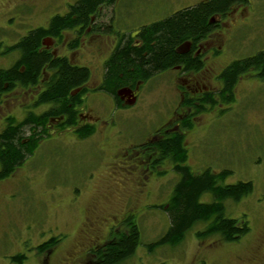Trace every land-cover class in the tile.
<instances>
[{
    "label": "rangeland",
    "instance_id": "obj_1",
    "mask_svg": "<svg viewBox=\"0 0 264 264\" xmlns=\"http://www.w3.org/2000/svg\"><path fill=\"white\" fill-rule=\"evenodd\" d=\"M75 1H67L64 8L57 2L47 6L49 0H36L38 9H47L45 14L32 15L34 11L29 16L25 12L22 15L16 13L7 18L10 24L7 20H0V68H9L18 58V52L5 50L29 30L46 27L48 23L44 24L43 20L49 21L55 15L64 14L68 5ZM204 1L116 0L111 7L101 8L103 21L107 22L110 18L112 26L111 33H102V36H107V40L81 45L75 55L78 64L68 61L73 66L88 68L90 77L92 71L96 75L101 71L102 77L104 63L120 36L134 35L143 26ZM249 1V8L240 5L232 7L222 18L223 31L211 36L203 45L224 50L220 54L223 59L220 64L228 61L230 64L257 52L264 53V0ZM6 6L7 0H0V9L6 11ZM10 12L8 9L4 15ZM229 36L232 38L231 43L227 41ZM113 42V48L102 59L101 56L109 51ZM57 56L68 58L66 55ZM217 64L212 63L211 66L215 68ZM167 72L173 71L159 74L145 86L140 85L138 92H141V96L133 106L117 109L110 97L89 89L83 98L84 105L88 99L89 102L97 100V107L91 108L92 114L102 117V120L108 119L109 132L100 124L97 133L92 136L94 141L80 140L71 130H66V137L63 136L61 140L50 133L49 138L40 143L14 177L0 181V264H17L11 261L17 255H25L22 264H83L87 260L88 235L92 241L101 240L107 234V223L113 221L110 220L112 214L120 219L125 207L127 209L133 205L136 210L144 209L137 222L140 244L134 254L121 264H263L264 234L260 230L262 222L259 220L257 200L260 196L264 197V84L260 90H253L246 98L231 105L232 110L221 114V108L216 116L213 114L215 109L197 116V130L186 137L189 152L185 165L193 174L207 168L213 173L227 170L231 174L225 179L224 185L237 182H251L253 185L252 193L240 202L226 203L227 218L239 219L244 216L248 222L249 231L239 244L225 243L215 236L198 241L195 232L202 228L197 226L177 246L158 247L149 251L148 246L168 229L167 217L158 206L170 199L176 176L172 172L159 176L158 173L165 172V164H149L151 171L148 169V172L154 171L152 173L158 175V181L149 176L143 184L146 173L140 159H128L130 155H123L121 151H113L109 156L118 159L116 163L123 161L120 165L126 166L128 173L119 175V169L116 170V166L110 162H105L107 167L97 171L100 161L105 158L104 153L112 146L124 147L129 152L148 158L149 154L143 149L147 143L143 140L145 135L155 131L170 114L179 110L177 89L180 92L179 84L183 83ZM96 75L92 78L93 83L98 80ZM198 81H202L203 88L216 87L211 74L206 73ZM187 83L185 80L184 84ZM41 84L42 81L39 92L44 89V84ZM245 85L243 80L237 86V97L244 96L247 89ZM33 104L34 99L7 117L20 121L29 110L41 114L50 107ZM27 107L29 110H26ZM7 117L0 120V130L4 128ZM110 132L112 139L105 140V144L95 141L108 137ZM94 174L95 177L91 179ZM158 182L162 185L159 186ZM201 200L210 202L212 198L204 195ZM97 208L104 211V217ZM94 210L96 217L92 216ZM88 213L92 218L99 219L91 228H88ZM134 218L137 220L136 216ZM51 238L60 241L49 253L38 254L36 248Z\"/></svg>",
    "mask_w": 264,
    "mask_h": 264
},
{
    "label": "trees",
    "instance_id": "obj_2",
    "mask_svg": "<svg viewBox=\"0 0 264 264\" xmlns=\"http://www.w3.org/2000/svg\"><path fill=\"white\" fill-rule=\"evenodd\" d=\"M116 0H78L65 16L52 18L47 29H34L22 37L11 50L18 51L19 58L8 69L0 70V93L16 84L21 86L37 83L43 68L48 67L53 76L41 94L38 104H52L54 107L42 115L30 113L17 122L10 118L0 132V180L7 178L15 168L22 166L38 148L40 141L49 137L46 128L48 121L64 115L69 123L74 116L73 102H79L78 95L71 96L88 79L85 68L70 67L64 60L54 59L40 52L44 38H57L60 33L76 27L85 29L91 17L97 16L101 8L111 7ZM246 0H206L196 5L180 9L169 17L143 26L135 38L122 35L116 47L104 64L103 88L105 93L115 96L118 89L146 82L169 68L179 64L184 57L179 56L178 48L186 41L193 43L204 38L215 26L217 18L225 15L232 7L243 5ZM106 33L112 32L109 23ZM257 55L256 60H261ZM249 63L235 62L225 74V86L233 84L236 73L242 72ZM242 64V67L240 66ZM223 100L229 101L230 98ZM88 135V134H87ZM82 135V136H87ZM163 158L171 157L173 171L179 180L165 206L159 207L169 222L164 235L148 246L149 251L158 247H175L194 227L198 241L218 237L222 242L233 243L248 231L245 218L226 217V203H237L253 191L251 182H237L224 185L231 174L223 170L213 173L209 169L200 176H194L185 167L186 156L182 150V139L177 136L170 141L159 142L156 146ZM204 195H210V202H202ZM60 240L51 238L40 244L36 251L44 254ZM140 244V230L135 222L128 221L123 230L110 237L102 250L93 253L94 264H121L130 258ZM25 255L11 258L22 264Z\"/></svg>",
    "mask_w": 264,
    "mask_h": 264
},
{
    "label": "flooded vegetation",
    "instance_id": "obj_3",
    "mask_svg": "<svg viewBox=\"0 0 264 264\" xmlns=\"http://www.w3.org/2000/svg\"><path fill=\"white\" fill-rule=\"evenodd\" d=\"M67 1H71V0H49V3L47 4V6H49L51 3L57 2L58 4L59 3L62 4L64 7ZM77 1L78 0H76L74 3L68 5V8L64 14L55 15V16L51 17L50 20L56 16L63 17L66 14H68L70 12V7L73 6ZM35 2H36V0H7L6 11L9 9V11H11L10 12L11 14H8L6 16V15H4L6 13V11H3L2 9H0V20H3V21L7 20V22H9V24H10V20H8L7 18H9V17L11 18L12 15L16 14V13H20V14L23 13L24 14V12H25L26 15L29 16L30 14H32V11H34V14H32V15H35V13H37L38 15L45 14V11L47 9L44 7H43L44 9H38ZM249 2H250L249 0H246V3L243 5H240V6H247ZM237 6H239V5H237ZM226 14L217 18L214 28L204 38L199 39V40L195 41L194 43L190 40L184 42L178 48L179 56L184 57L183 61L180 62L179 64L169 68L168 70H166V71L172 70L173 72H167V73H171L172 75H174L175 79H179V82L183 83V84H179V86H181L180 92L177 89V93H178L177 96H179V100H178L179 110L170 114L169 117L166 119V121L161 124L162 126L160 125L161 127L159 126L155 131H152V133H148L145 135L143 140L147 141V143H145V145L143 146V149L145 150V152H147L149 154L148 158L143 157L139 153L129 152L128 150L124 149V147H118L117 146L116 148H112L113 147L112 146V147L107 149L106 153H104L105 158H103V160L100 161V165H99V168L97 169V171H101V168L104 169L107 167L105 165V162H110V163H112V165L116 166V170L119 169V171H120L119 175L124 176V174H123L124 172L128 173L126 166L120 165L123 161H121L120 163H116L118 161V159H115V158H112L111 156H109L110 153L113 151H116L119 153L121 151L123 153V155L124 154L130 155V157L127 156L128 159H130L132 157L133 158L138 157L140 159L143 170L146 173V176H143V184L146 182V179L149 176L151 177L152 180L155 179L158 181V175L159 176H164V175L166 176L170 172H172V174L176 176V179H177L176 183H177L179 180V177L173 171L174 165L171 161V157H170L171 155L166 157V158H163L161 153L159 152V150L156 148L157 144L159 142L170 141L173 138H176L177 136L181 137V139H182V150L186 156V161H185V164H186V162L188 160V152H189V147L187 146V143H186V137H187V134H189V133L191 134V132L194 133L197 130L196 129L197 127H195V124H196L195 121L199 118L197 116L202 115V114L207 113V112H212L215 109L216 110H215V112H213V114H215L216 116H217L219 110H221V108H223L221 110L222 111L221 114L223 113V111L232 110L233 107H231V105L238 103L241 98H246L249 93H252L253 90L256 91V90L261 89L262 85L264 84V53L263 52H257L254 55H250V56L242 58V59H237L235 61H232L230 64H228L229 61L225 62L224 64H220V62H221L220 60H223V59H221L220 54H222L221 52H223L224 50H221L217 47L214 48L212 46L203 47L205 42L211 36L218 35L219 33H221L223 31L222 18H224L226 16ZM102 15H103V11H102V9H100L99 12L97 13V16L91 17V22L89 23V25L85 29H82L81 27H76V28H73L70 30H65V31H62L60 33L59 37L53 38V37L48 36V37L44 38L41 42V46L39 48V53L40 52L47 53L51 57H53L54 59L64 60L65 62H67V64L70 67L85 68L89 72V76H88L87 81L85 83H83L79 88H77L73 93H71V96H74V95L80 96L79 102H73V104H72V110L74 113L73 119L69 123H67L68 119L64 115L51 118L48 121L47 126H46V128L48 129L49 136L51 133L52 136H54V135L59 136V139L61 140V138L63 136L66 137V133H67L66 130H71V132L74 134V136L80 140L94 141L92 139V136L95 133H97L98 126L100 124H103L105 131L107 130L109 132L110 128L108 125L109 121L107 118L102 120V117H95L94 114H92L93 111L91 110V108L97 107V105L95 104V102L97 100H95L94 102H92V101L89 102V99H88L87 103L85 102L86 105H84L83 98L85 95H87L88 90L93 89L96 92H101V93L107 95L108 97H110L109 99H111L112 103L114 104V107H116L118 109V108H123L124 106H127V105L128 106L135 105V103L138 101L139 97L141 96V92H138V88H140V85H143V84L145 86L151 80L150 79V80L143 82V83H137L133 86L123 87V88L118 89L116 91L115 96H111V95L105 93L104 90H101L103 88V75L101 77V71L99 72L98 75H96V73H94L92 71V75H91L92 77H90V71L88 68L73 66L69 63L68 59L72 63H77L76 62L77 60L75 61V58H76L75 55L78 54V49L81 45H83V44L87 45V44H90L91 42H95V41L98 42V41L107 40V36H102V33L106 34L105 31H106L109 23H111V22H109L110 18L108 19L107 22L103 21ZM47 21H48V19H45V20H43V23L44 24L49 23V21L48 22ZM7 22H5L6 26H8ZM47 26H48V24H47ZM47 26L46 27H38V28H34V29H47ZM34 29H31V30H34ZM31 30H29V31H31ZM137 32H136V34L130 35V36L135 38L137 35ZM231 40H232V38H231V36H229L227 41L230 42ZM17 42H15L13 45H11L7 50H5V52L6 51L7 52L8 51L18 52V51L11 50V48L14 47V45ZM116 45H117V43H116ZM113 46H114V42H113V45L111 46V48L109 49V51L105 55H102L101 58L105 57L110 52V50L113 48ZM67 48L69 49L68 51H66ZM259 54L261 55V57H260L261 60L258 61L256 59H257V55H259ZM57 55H66L68 58H66L64 56H57ZM18 58H19V53H18ZM246 59H249V63L247 64V66L244 67V70L242 72L236 73V77H235L233 84H231L229 88H226L225 81H224L225 80V74L230 69H232V67L234 66L233 64L235 62H243ZM208 62H210V64H208ZM212 63H216V64L218 63V64L214 68L213 66H211ZM240 66L242 67V64H240ZM6 69H8V68H6ZM177 69H178V72H177ZM0 70H5V69L0 68ZM166 71H164L162 73H166ZM206 73H208L209 75L210 74L212 75V80L214 81V84L216 86L214 89L203 88L204 85H203L202 81H200L201 83H199L198 79L201 78ZM94 74L98 78L96 83L92 82V78L95 76ZM52 76H53L52 71L48 67H45L42 69L41 74H40L39 79H38L36 84L27 85L25 87L21 86L19 84H16L11 89L5 90L4 92H1L0 93V120L4 117H7L8 115L16 112L18 110V108H20L21 105H26V106L29 105L33 101V99H34L33 106L50 105V107L47 110H45L41 114H35V115H42L43 113H45V112L49 111L51 108H53L54 106L52 104H38V99L41 96V94L46 91L47 83L49 82V80ZM155 77H153V78H155ZM185 80H186V83L188 82L187 85L184 84ZM217 80H219L220 83ZM243 80H244V83L246 82L245 89L246 88L247 89L243 93L244 96L239 98L235 95L236 88L240 84V82ZM41 81H42L41 85L44 84V89L41 92H39V90H40L39 84ZM189 81H194L195 83L189 82ZM199 84H201L202 86H200ZM17 87H20L22 89L16 90L15 88H17ZM36 89H38V91H36ZM35 95H36V97H35ZM89 98H91V97H89ZM224 98H230V100L225 101V100H223ZM26 110H29L28 107ZM101 110H104V109H101ZM30 113H33V112L29 110L26 113V115H28ZM25 116L23 117V119L25 118ZM219 116L220 115H218V117ZM10 118H12L16 121V119L13 117H7L5 119L6 123H5L4 128L7 125V120ZM22 120H20V121H22ZM20 121H17V122H20ZM1 127L2 126L0 125V128ZM2 130H0V132ZM82 135H87V136L84 137ZM72 138H74V137H72ZM107 139H112V132L108 133V137H104L103 139H95V141H98L100 144L101 143L105 144V140H107ZM42 141H40V143ZM66 142H68V141H66ZM40 143H39V145H40ZM39 145H38V147H39ZM149 164H150V166H152V164H157V166L160 164H165L164 165L165 167H163V170L165 172L158 173V175L157 174L153 175L152 172H154V171H152L150 173L148 172ZM185 164H184V166L189 168ZM22 166L15 168L13 170V172L8 177H10V176L14 177L17 174V172L23 168ZM165 168H167V169H165ZM203 169H200V170H203ZM206 170H208V168L204 169L202 172L195 175L192 173V171L189 168L190 173L194 176H200ZM94 177H95V174L92 176L91 179H93ZM7 178H4L2 180H5ZM2 180H0V181H2ZM158 184H159V186L162 185L159 182H158ZM175 184H174V186H175ZM96 193H99V192H96ZM166 204L161 205V206H165ZM257 204L260 207L259 220L262 222V226H261L260 230H262V233L264 234V197L263 196H260L258 198ZM137 205H139V203ZM161 206H158V207H161ZM133 207H135V205L130 206L127 209L125 207V212L120 219H118L116 216H113V214H112V217L110 218V220H113V221H110V223H107V225H109L107 227V234L105 237L104 236L101 237V240L92 241V239L88 235L89 246H88L87 251L85 252V256H86L87 260L83 264H90V262H91V264H94L95 262H94L93 253L102 250L103 247L109 243L110 237L112 235H115L119 231L121 232L123 230L124 224H126L128 221L135 222L138 225L137 222L139 220V214H140V212L143 213L144 209L141 208V209L136 210ZM145 207L146 206H144V208ZM97 209H98V211H100L101 214H103L102 216L104 217L105 216V214L103 213L104 211L101 210L100 208H97ZM108 214H110V213H108ZM92 216L96 217V211L95 210L92 213ZM135 216L137 217V220H135V218H134ZM88 217H89L88 228L94 227L93 225H95L96 221L99 219L98 218H92L89 213H88ZM242 218H244V216H242L239 219H242ZM236 220H238V219H236ZM83 222H85V219ZM97 224H100V223L97 222ZM120 226H122V229H120ZM92 230H94V229H92ZM96 230H97V228L95 229V231ZM263 237H264V235H263ZM242 238L233 242L232 244H236V243L239 244L241 242ZM90 257H92L91 258L92 260H90ZM263 264H264V262H263Z\"/></svg>",
    "mask_w": 264,
    "mask_h": 264
}]
</instances>
